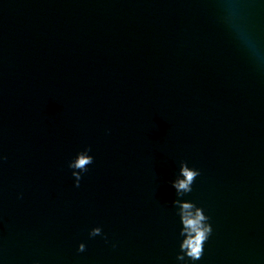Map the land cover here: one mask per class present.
Returning <instances> with one entry per match:
<instances>
[{
    "label": "water",
    "instance_id": "1",
    "mask_svg": "<svg viewBox=\"0 0 264 264\" xmlns=\"http://www.w3.org/2000/svg\"><path fill=\"white\" fill-rule=\"evenodd\" d=\"M0 264H264V0H0Z\"/></svg>",
    "mask_w": 264,
    "mask_h": 264
},
{
    "label": "clouds",
    "instance_id": "2",
    "mask_svg": "<svg viewBox=\"0 0 264 264\" xmlns=\"http://www.w3.org/2000/svg\"><path fill=\"white\" fill-rule=\"evenodd\" d=\"M89 152L90 149L85 148L69 161L68 167L74 170L72 175L76 178L77 187L79 186L81 174L87 172L88 165L93 163V157L88 154ZM199 174L198 169L189 167L186 162H181L180 173L172 181L176 196L181 197L185 193L191 192L192 185ZM172 203L178 206V214L182 224L180 235L183 239L180 243V252L177 254V259L183 261L187 256L190 260H198L202 257L203 245L212 231L211 224L208 223L209 217L202 207L197 206L190 200L177 198ZM101 233V228L97 226L90 230L89 235L94 237ZM84 249L85 244L82 242L79 244L78 250L83 251Z\"/></svg>",
    "mask_w": 264,
    "mask_h": 264
}]
</instances>
